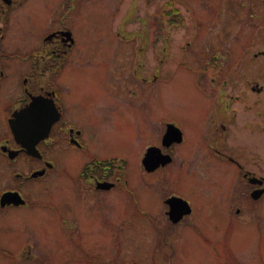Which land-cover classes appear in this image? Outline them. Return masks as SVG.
Masks as SVG:
<instances>
[{
    "label": "rangeland",
    "instance_id": "1",
    "mask_svg": "<svg viewBox=\"0 0 264 264\" xmlns=\"http://www.w3.org/2000/svg\"><path fill=\"white\" fill-rule=\"evenodd\" d=\"M57 1L47 0L43 11L37 2L25 42L38 40L41 20ZM203 1L173 0L179 12L165 6L156 13L153 6L135 10L140 0H127L115 17L96 0L85 1L79 11L69 9L83 60L60 82L65 118L84 132L85 161H94V154L102 161L116 158L128 184L122 193L79 195L69 180L80 170V159L68 155L59 164L67 163L73 177L54 172L50 195L38 185L32 207L0 214L1 248L16 250L32 240L34 264H264V196L251 202L246 186L238 221L219 214V198L228 200L229 208L237 206L236 171L218 163L203 138L204 129L211 136L224 122L228 128L218 145L228 153L240 150L246 169L264 176V89L258 93L246 85L256 80L264 88V57L254 56L264 51V0ZM208 65L230 68L228 84L212 85L208 76L215 71H207ZM125 88L132 92L128 103ZM166 120L184 130L176 164L146 173L140 159L147 143L159 142ZM162 178L166 190L188 195L195 206L190 219L199 227L163 231ZM194 184L196 193L189 194L186 189ZM230 223V248L221 246L219 236L205 244V236L220 234ZM212 226L220 231L210 233ZM0 264L16 263L0 257Z\"/></svg>",
    "mask_w": 264,
    "mask_h": 264
},
{
    "label": "flooded vegetation",
    "instance_id": "2",
    "mask_svg": "<svg viewBox=\"0 0 264 264\" xmlns=\"http://www.w3.org/2000/svg\"><path fill=\"white\" fill-rule=\"evenodd\" d=\"M85 1L89 0L72 2L58 0L51 13L43 16L40 12L38 15L43 16L41 20L43 27L38 31V40L29 44L24 40L26 37L24 33L32 18L30 13L36 10L37 2H41L40 11L47 9V0H0V214L13 209L32 207L34 189L38 185L43 188L44 194L50 195L52 190L49 185L53 182L51 178L54 172L58 175L61 173L67 178L73 177V169L67 163L59 164L60 160L72 154L80 159V170L69 180L76 188L77 194L99 193L104 196V194L122 193L128 184L127 180H121V176L125 174L123 164L116 165L111 161L100 164L91 159L85 161L88 148L84 142V132L77 123L65 118L64 92L60 82L69 68H81V60H83V51L78 49L82 39L80 35H75L73 23L69 24L68 12L69 9L79 11L85 5ZM126 1L107 0L100 3V0H96V4L111 7L115 17L117 12L124 11ZM172 1L169 0L165 4L164 0H140L141 3L138 2L134 9L140 11L142 7L153 6L152 11L159 13L168 6L171 11L179 12V7ZM138 22L144 30L143 22L140 20ZM27 36L30 38L32 34L28 33ZM254 56L264 57V51L254 52ZM180 62L179 57L176 66ZM208 67L207 71H215L208 76L211 82L219 80L220 83L217 85L221 87L228 84L230 68H214L210 65ZM246 85L251 87L252 91L258 93L263 91L262 85L256 80H247ZM116 91L120 94L121 88H117ZM131 94L130 88L124 89L126 103L130 101ZM223 103L228 107L232 101L228 97ZM259 103V100H256L253 103L254 107ZM256 112L260 117V110L256 109ZM231 113L237 114L235 107L231 108ZM168 123H173L180 129L183 135L181 142L170 143V140L164 138ZM218 126L219 130L211 133V136L204 129L203 138L210 144L209 153L212 157L218 163L233 166L236 171L234 182L236 193H232V201L236 202L237 206L233 209L229 208V201L220 198L217 206L221 208L219 214L229 217L232 221H238L237 215L245 199V187L247 186L250 194L253 189L264 186V183L259 185L250 181L256 176H264L256 175L254 171L246 169L242 152H238L240 150L228 153L227 148L218 145L221 134L228 128L224 122H220ZM160 129L162 130L160 140L153 145L159 146L162 153L171 155L172 161L159 165L151 172L144 171L149 174L165 170L173 163L176 164V152H178L176 147L184 140V130L171 120L163 121ZM172 129L178 133L176 129ZM164 141L169 144H164ZM94 158L98 157L94 154ZM164 180L162 178L159 182L158 194L164 215L163 231L172 232L181 226L199 227L200 224L190 219L195 206L188 195L185 192L166 190L168 183L163 184ZM78 185L82 194L78 190ZM195 189L196 184L188 186L186 190L189 194H195ZM20 198L23 202H20ZM177 198L184 199L188 205ZM189 207L190 213L187 214L185 211ZM230 224L218 235L205 236V244L210 245L212 242L213 245V237L219 236L221 246L228 248ZM210 228V233H214L212 228L217 229L215 226ZM26 243L22 248L20 246L12 251L0 247V257L5 258L8 263L34 264L36 245L32 240Z\"/></svg>",
    "mask_w": 264,
    "mask_h": 264
},
{
    "label": "water",
    "instance_id": "3",
    "mask_svg": "<svg viewBox=\"0 0 264 264\" xmlns=\"http://www.w3.org/2000/svg\"><path fill=\"white\" fill-rule=\"evenodd\" d=\"M172 137H170L171 135ZM165 137H169L171 138L170 140H177L180 141L181 140V134L180 132H175V130H173L172 128H169V133L167 132V134L165 135ZM168 160H170V158H168L167 156H163L159 149L156 147H150L148 148L142 163L143 165L148 169V170H153L154 168H156L157 166L160 165V163L165 164ZM260 182H262V180H259ZM264 189H258L255 190L254 192H252V197L254 199L258 198L262 193H263ZM187 212V211H185ZM176 220V219H174Z\"/></svg>",
    "mask_w": 264,
    "mask_h": 264
}]
</instances>
